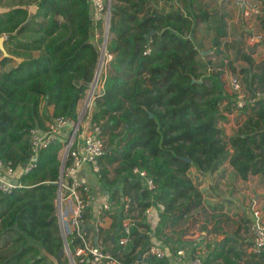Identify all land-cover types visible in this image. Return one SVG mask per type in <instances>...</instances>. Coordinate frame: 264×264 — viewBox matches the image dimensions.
<instances>
[{
  "label": "trees",
  "instance_id": "obj_1",
  "mask_svg": "<svg viewBox=\"0 0 264 264\" xmlns=\"http://www.w3.org/2000/svg\"><path fill=\"white\" fill-rule=\"evenodd\" d=\"M191 1L183 0L181 9L174 0L162 5L158 0H110L105 52L112 57L106 71L98 75L102 92L95 97L90 121L101 125L107 141L97 173L101 188L115 202L103 237L107 247L114 245L132 206L139 207L140 219H130V249L123 254L126 264H173L167 254L157 258L148 252L153 239H160L163 247L164 241L173 242L172 254L183 248L187 257L201 246L203 239L184 242L164 230L169 210L185 214L202 202L200 191L187 176L191 167L212 173L228 162L242 180L260 175L264 182V100L241 109L244 119L231 135L218 126L226 120L223 113L232 110V93L223 79V65L208 68L207 54L200 53L189 30L194 16L208 21L215 31L214 51L221 54L225 21L221 13L200 6L193 14ZM5 4L0 10V35L16 60L4 69L12 59L0 57V158L16 170L29 160L31 129H45L57 116L77 120L78 102L101 60L103 26L92 23L88 0H5ZM259 22L264 28V7ZM235 47L232 57L222 53L226 70L239 80L242 90L263 89L264 58L255 60L237 42ZM168 48L176 54L172 64L151 70L165 60ZM238 59L244 64L237 69ZM62 146L54 141L41 148L35 166L16 177L22 186L11 193L0 191V264H69L58 254L63 242L56 222ZM147 178L154 184L152 189ZM150 207L158 210L154 227L144 215ZM92 216L88 207L85 219ZM242 228L239 225L226 237V253L237 260L247 255ZM85 229L87 233L94 230L96 236L102 230L88 221ZM66 239L74 252L79 238L69 235ZM205 247L202 264L214 256L218 241ZM251 256L262 259L264 253Z\"/></svg>",
  "mask_w": 264,
  "mask_h": 264
},
{
  "label": "built area",
  "instance_id": "obj_2",
  "mask_svg": "<svg viewBox=\"0 0 264 264\" xmlns=\"http://www.w3.org/2000/svg\"><path fill=\"white\" fill-rule=\"evenodd\" d=\"M229 1L239 8L243 16L247 18L253 14H260L264 7L261 0ZM88 2L92 23L94 25H97V23L102 24L103 39L106 40L110 18V0H88ZM174 2L180 6L178 1L174 0ZM252 38L259 39L264 48V38L260 32L253 33ZM103 45L101 44V48ZM148 51L149 48L145 49V52ZM228 85L232 93V98L229 102L233 110L239 111L254 105L259 100H264V88L253 93L246 92L242 90L239 80L233 75L229 76ZM54 141L63 143L61 148L63 168L57 180L56 215L59 219L60 230L66 241L65 254L68 263L126 264L123 254L131 242L133 223L130 218L125 217L121 221L119 234L114 240V245L110 246V248L104 246L96 235L93 237L87 234L85 229L87 226L85 210L88 207L92 208L93 215V220L88 223L96 230L101 227L105 218H110L111 211L115 208L114 200L105 191L103 200L94 203L95 194L91 186L80 177V173L85 166H89L92 172L99 173V157L105 151V137L101 125L91 122L90 118L80 119L77 117V120H74L67 116H57L46 125L45 129H31L29 137L30 156L28 162L23 166V172L33 168L39 150ZM14 171L15 169L11 162L0 158V191L11 193L22 186L15 178ZM134 172H137V169H134ZM139 174L145 176L144 171H140ZM146 182L149 189L154 187L151 179L147 178ZM65 201L71 202L70 215L66 220L63 219L65 216L62 209ZM93 204H95V207ZM157 206L160 210L164 209L162 203H157ZM128 209L129 199L123 206V212L126 214ZM147 210L145 211L146 213ZM249 232L251 237L250 253L254 255L264 253V220L260 209L255 204L250 209ZM69 235H75L80 240V244L76 246L74 252L70 251L67 243L66 238ZM148 252L157 258H162L166 255V249L157 242H153L149 246ZM186 254L188 253L185 249H177L175 253L177 260L172 263L202 264L203 249L197 248L191 257H187Z\"/></svg>",
  "mask_w": 264,
  "mask_h": 264
},
{
  "label": "crops",
  "instance_id": "obj_3",
  "mask_svg": "<svg viewBox=\"0 0 264 264\" xmlns=\"http://www.w3.org/2000/svg\"><path fill=\"white\" fill-rule=\"evenodd\" d=\"M164 2L165 0H158L159 5L164 4ZM175 5L179 4L175 3ZM228 5H230V3ZM230 9L231 12H229L228 10H222L221 12L225 21L226 30V34L220 37V41H222L221 39H223V43L226 42V47L224 44H220L222 53L225 56L230 55V57H232L234 49L236 48L235 43L237 42L242 50H245L247 52L251 51V55L255 58V60L258 61L264 58V48L262 47L260 40L252 38V34L255 32H260L264 38V28L261 27L259 22L261 13L253 14L247 18L243 16L239 8L233 6L230 7ZM197 20L199 25H204L203 29H201V31L198 30V28H195L196 30L194 32V36H191L194 38V41L197 40V43L199 45L201 44V42H205L208 36L213 39L215 31L210 25H208V21H201L198 18ZM192 28H194V26H192ZM254 29H256L255 32ZM231 30L235 32H231ZM231 43H233V45ZM198 48L201 54H207L206 49L202 48L200 45L198 46ZM173 50V48L166 49L165 60L159 62V64L154 65L151 70L158 69L160 71L168 68V66L172 64V57L176 56ZM214 50L215 48L212 45L211 40L208 51L211 52ZM216 55L217 54H214L211 57L214 58ZM9 57L12 58V61H14L15 64L16 58L12 55ZM111 57V54L106 53L105 50L102 51L101 49L99 74L101 70L104 72L106 71L107 61ZM14 64H12V62L10 61L4 69L10 68ZM237 64H240L241 66L244 64V62L240 59L235 61V66L238 69L239 67L237 66ZM170 68L171 67H169V69ZM208 68H210V65H208ZM182 69H184V67H182L181 70ZM181 70L177 69L178 74ZM230 75L232 74L228 70H225V77L227 78ZM228 89L230 90V88ZM101 92L102 81L97 77L95 85L93 87L90 86L84 96L79 100L77 105V117H79L80 119L91 118V112L95 105H93L95 97L97 95H100ZM58 157L60 160L62 159L61 150L59 151ZM22 171V167L17 168L14 171L15 178L18 177V175ZM189 172L191 175L187 173V176H189L194 183L196 182L198 190H207L210 194H212V198H209V201L207 200V198L203 197L202 202L196 208L185 214H181L176 209L169 210V216L164 229L165 233L179 236L181 239L185 240L199 239L202 235H204L205 241H218L216 252L214 256L209 260L208 264H264V257L261 259L253 256H245L241 260H237L226 253V248L228 245L226 237L230 235L239 225L243 227L240 231L241 239L244 238L245 242L249 243V246L251 244V237L248 236L247 238H245V234H243L244 223H242L241 219H239L238 214H231L232 211H234L239 206L240 210H243L244 214L241 215V218H245L248 221L250 219L251 206L255 204L256 207L260 209L264 220L263 178L260 175H250L246 180H242L236 174L234 169L228 164V162L223 163L222 166H220L216 171L212 173L202 174L197 171L195 167H191ZM80 177L84 182L91 186L95 194L94 203L102 201L104 190L101 188L98 182L97 173L92 172L89 166H85L80 173ZM227 195H229V197H227ZM220 196H222L220 202L215 204H219L222 210H214L213 207H215V204L212 205L211 209V207H209L212 204L211 200H218V197ZM226 198H229L231 202L233 201L231 208L226 206V204H228L224 201ZM93 205L95 207V204ZM62 209L64 210L65 216L63 219L66 220L70 215L71 202L65 201L62 205ZM145 217L146 221L150 223L151 227H154L158 222V215L153 207H150L147 210V213L145 212ZM86 220L88 222H91L93 219L90 218ZM109 222L110 218L104 219L103 224L101 225L102 230L100 231L99 235L96 236L99 240H101L104 246L108 244L106 241H104L103 237L105 236V228L108 226ZM244 222L246 221L244 220ZM87 234L93 236L95 235V232L94 230H90ZM153 241L161 244L160 239H153ZM164 248L166 249L167 254V248ZM247 251H249V247L247 248ZM167 256L173 263L177 260V256H175L174 254H167Z\"/></svg>",
  "mask_w": 264,
  "mask_h": 264
},
{
  "label": "rangeland",
  "instance_id": "obj_4",
  "mask_svg": "<svg viewBox=\"0 0 264 264\" xmlns=\"http://www.w3.org/2000/svg\"><path fill=\"white\" fill-rule=\"evenodd\" d=\"M219 3H221V4H219ZM229 3H230V5H228ZM4 4H5V0H1L0 1V10H3L5 8V6H7L6 4L5 5ZM183 4H184L183 0H180V6L181 7H183ZM199 6L201 8H203V9L208 10V11L216 12V13L220 14L222 12V10H228L229 12H231L230 7H233L234 5L229 0H192L191 3H190V8H191V11H192L193 14H196L198 12V7ZM192 26H194V28L193 29L191 28V30H189V34L194 36V32L196 30L195 28H198V30H201V29H203L204 25H199L197 17L194 16L193 17V25ZM255 31H256V29H254V32ZM231 32H235V31L231 30ZM232 34H235V33H232ZM102 37H103V34H102ZM211 40L212 39L208 36L205 42H201V44H199L202 48L207 50V55L205 56V60H208V62L210 64V67L213 66V65H221L222 64L223 66L221 68L226 70L225 57H223V55H221L219 53H216L215 51H211V52L208 51V49L210 47V44H211ZM221 40H222L221 43L225 45L226 42L223 43V39H221ZM104 42L106 43V40H104V39L102 40V42H100V45H99L100 49H103V47L101 48V44L103 45ZM195 42L198 45L197 40H195ZM104 47H105V45H104ZM213 54H217V55L214 58H212L211 56ZM0 57H2V50L1 49H0ZM11 62H12V64H14V61L11 60ZM175 66L179 68L178 62H176V61H175ZM237 66L240 67V64H237ZM161 77L162 76H160V78ZM228 77L226 78L225 75L223 76V79L225 81V85H226L227 88H229L228 87L229 86L228 85ZM221 108L223 109V105L221 106ZM222 111L224 112L225 110L223 109ZM225 113L226 112H224L223 114H225ZM225 115H226V120H224L222 122H219L218 126L223 130V132L226 135H230L233 132H235V130L237 129L238 125L244 119V112L241 111V110H239V111L238 110H233L230 113L229 112L226 113ZM106 143H107V141H106V138H105V144ZM113 167H114V165L110 167L111 171H112ZM188 173L190 174V172H188ZM113 175L114 174H113V171H112L111 176H113ZM231 181H233V180H231ZM195 185L197 187L196 182H195ZM198 191H200V193L202 195V199H203V197H205V198H207V200L210 201L209 198H212V194H210L207 190H205V191L204 190H198ZM227 197H229V195H227ZM221 198H222V196L218 197V200H211L212 204L209 207H211V209H212V205H214L215 203H219ZM224 201H225V203H228V204H226V206L231 208V206L233 204L232 203L233 201L231 202V200H229V198H226ZM205 202H206V199H205ZM135 206H132V211H131L130 214H128V216H129L130 219L134 220L136 218L137 220H139L140 219L139 207H135ZM213 208H214V210H222L221 207L219 206V204H215V207H213ZM153 209L156 211V213L158 215V210L156 208H154V207H153ZM231 214H233V215L238 214L239 215V219H241L243 221V223H244V232H243V234H245V238H247L248 236L250 237V234H249L250 233L249 232V220L247 221L245 218H241V215H244L243 214V210H240V208L238 206L234 211L231 212ZM131 217H133V218H131ZM244 220L246 222H244ZM56 222H57V224L59 226V219H58L57 215H56ZM139 229L142 230L143 228H139ZM58 231H59L60 237L62 238L64 235H63L62 231L60 230V226L58 228ZM175 237H177V236H175ZM199 239H203V243L201 244V246H198V248L203 249L204 252L206 253L205 244L209 243V241H205L204 235H202L201 238H199ZM199 239H192V240L181 239V240L184 241V242H189V241H194V240H199ZM211 242H213V241H211ZM164 244L166 245V248H167V254H172V248L171 247L173 245V242H168L167 243V242L164 241ZM242 247H243L244 251L247 253L246 257L247 256H251V253L249 251H247V248L249 247V243L245 242L244 238H242ZM129 249H130V246L127 247V249L125 251L128 252ZM205 253H204V255H206ZM62 256L66 257V254H64Z\"/></svg>",
  "mask_w": 264,
  "mask_h": 264
},
{
  "label": "water",
  "instance_id": "obj_5",
  "mask_svg": "<svg viewBox=\"0 0 264 264\" xmlns=\"http://www.w3.org/2000/svg\"><path fill=\"white\" fill-rule=\"evenodd\" d=\"M104 45H105V42H104ZM104 45H103L102 51L105 49ZM0 49L2 50V56H7V57L11 56V54L7 51V49L4 46V35H0ZM99 65H100V62H99ZM99 65H98V69H97V72L95 74V77H94V79H93V81L91 83V86L92 87L95 85V82H96L97 77H98V74H99ZM93 105H94V103H93ZM181 159L183 161H186V162H189L190 161L189 158H187V157H183ZM62 168H63V162H61L60 174H61ZM62 242H63V246H62V248L60 249V251L58 253L59 256H62V255L65 254V246H66L65 243H66V241H65V238L64 237H62Z\"/></svg>",
  "mask_w": 264,
  "mask_h": 264
}]
</instances>
